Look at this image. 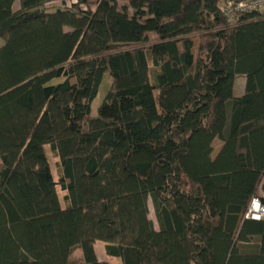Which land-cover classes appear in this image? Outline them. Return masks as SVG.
I'll return each mask as SVG.
<instances>
[{"label": "trees", "instance_id": "16d2710c", "mask_svg": "<svg viewBox=\"0 0 264 264\" xmlns=\"http://www.w3.org/2000/svg\"><path fill=\"white\" fill-rule=\"evenodd\" d=\"M222 1L0 0V264H264V10Z\"/></svg>", "mask_w": 264, "mask_h": 264}, {"label": "rangeland", "instance_id": "374dc122", "mask_svg": "<svg viewBox=\"0 0 264 264\" xmlns=\"http://www.w3.org/2000/svg\"><path fill=\"white\" fill-rule=\"evenodd\" d=\"M223 5V1L221 2V6ZM15 10L17 8H19V2L15 3V6H14ZM152 39H154V36H152ZM111 82H112V79L109 75H106L103 79V82L100 86V90H99V93L97 95V97L95 98V100L93 101L92 103V115L93 116H96L98 114V109L100 107V105L102 104V102L104 101L107 93H108V90L110 88V85H111ZM241 82H243V86L240 87V84ZM244 82H245V78L244 77H238L237 79V85H236V93L239 94L241 90H243L244 92ZM222 147V142L217 139L215 140L214 142V155H216L220 148ZM45 151L50 159V162H51V166H52V171L55 175V178H56V181L58 182L59 181V176H58V161L59 159L55 156V154L52 152L51 150V146L50 145H45ZM58 190H59V194L61 196V199H63L64 197V194H65V191H63L61 189V186L58 185ZM150 217L153 219V221L155 222L156 226H157V219H156V215H155V211H154V207H153V203L152 201L150 200ZM95 250L99 256V259L101 260H105V261H111V262H115V263H121V260L117 257H109L107 254H106V251H105V242L103 241H97L95 243Z\"/></svg>", "mask_w": 264, "mask_h": 264}, {"label": "built area", "instance_id": "2783aa9c", "mask_svg": "<svg viewBox=\"0 0 264 264\" xmlns=\"http://www.w3.org/2000/svg\"><path fill=\"white\" fill-rule=\"evenodd\" d=\"M222 10L230 22H235L241 14L264 10V0H227L223 2ZM246 217L255 220L264 218V203L259 198L252 200Z\"/></svg>", "mask_w": 264, "mask_h": 264}, {"label": "crops", "instance_id": "0c3cea01", "mask_svg": "<svg viewBox=\"0 0 264 264\" xmlns=\"http://www.w3.org/2000/svg\"><path fill=\"white\" fill-rule=\"evenodd\" d=\"M241 86L240 87H242L243 86V82H241V84H240ZM242 92V91H241ZM241 94V93H240ZM98 255V254H97ZM99 257V256H98ZM101 260V259H100Z\"/></svg>", "mask_w": 264, "mask_h": 264}]
</instances>
